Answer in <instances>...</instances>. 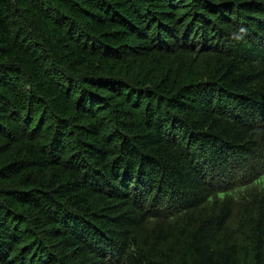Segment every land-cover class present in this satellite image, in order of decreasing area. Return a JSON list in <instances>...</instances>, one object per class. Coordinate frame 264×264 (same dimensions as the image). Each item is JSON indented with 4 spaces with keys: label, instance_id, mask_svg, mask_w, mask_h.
Returning <instances> with one entry per match:
<instances>
[{
    "label": "trees",
    "instance_id": "1",
    "mask_svg": "<svg viewBox=\"0 0 264 264\" xmlns=\"http://www.w3.org/2000/svg\"><path fill=\"white\" fill-rule=\"evenodd\" d=\"M0 264H264V0H0Z\"/></svg>",
    "mask_w": 264,
    "mask_h": 264
},
{
    "label": "clouds",
    "instance_id": "2",
    "mask_svg": "<svg viewBox=\"0 0 264 264\" xmlns=\"http://www.w3.org/2000/svg\"><path fill=\"white\" fill-rule=\"evenodd\" d=\"M239 33H240V35H235V34H233V35H234L235 39L242 40L243 39V34L246 33V29L240 28L239 29Z\"/></svg>",
    "mask_w": 264,
    "mask_h": 264
}]
</instances>
